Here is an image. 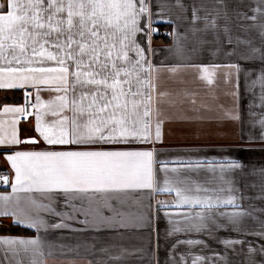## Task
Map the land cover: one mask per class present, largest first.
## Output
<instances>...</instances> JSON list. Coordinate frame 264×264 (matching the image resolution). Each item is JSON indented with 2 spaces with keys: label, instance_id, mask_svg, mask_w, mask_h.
<instances>
[{
  "label": "snow or ice",
  "instance_id": "obj_1",
  "mask_svg": "<svg viewBox=\"0 0 264 264\" xmlns=\"http://www.w3.org/2000/svg\"><path fill=\"white\" fill-rule=\"evenodd\" d=\"M255 3L248 11L237 10L233 15L229 14L225 0H191L188 4L175 0V7L183 14L193 35L211 33L222 46H238L246 41L233 33V26L245 33L256 29L264 37V0ZM155 6L161 10L165 7L159 0ZM159 14L154 13L152 0H0V89L35 90L32 105L35 111L31 115L35 117L34 130L38 133V138L22 140L18 124L20 118L30 115L27 106H6L2 114L11 113L14 118L0 120V145H38L42 140L48 146L39 151L4 149L14 177L11 181L0 177V184L11 187V193L0 194V217L11 218L14 226L34 229L35 235L0 236V251H3L0 264L8 262L9 253L30 254L31 264H45L40 259L44 257L45 247L41 232L87 231L90 225L98 230L121 216L111 202L115 197L101 201L89 193L145 189L156 194L175 192L174 205L158 201V207L187 206L191 211L183 213L182 220L169 219L168 236L181 232L206 233L223 244L225 250H235V245L248 243L249 252L256 249L246 240L247 236L264 241V220L260 221L259 230H250L243 222L250 212L219 210L222 204L241 208L233 194L239 190L234 186L232 174L242 167L237 161L227 158L174 161L180 167L169 169V161L157 159L155 144L161 140L164 123L161 98L171 95L159 86L163 61L154 64L149 56V53L155 55L151 38L156 31L154 16ZM168 51L181 57L184 54L179 43ZM261 59L264 60V54ZM184 66L197 68L199 78L208 84L214 82L210 68L221 67ZM177 67L168 71L175 72ZM223 67L239 71L235 64ZM258 82L264 107V69ZM42 91L55 95L44 101ZM30 95L25 93L26 101ZM66 112H71V116ZM47 116L53 119L47 121ZM260 124L264 128V119ZM261 135L264 137V132ZM201 169L210 171L223 185L211 191L227 193L226 197L200 195L210 191L193 179ZM161 172L163 187L158 178ZM20 192L40 193L42 199L32 197L22 204L17 195ZM73 223L83 227H73ZM118 223L125 226L122 216ZM221 229L244 238H220L215 233ZM180 245L207 246L204 240L177 237L165 264H189L191 253H180L178 258L175 255ZM48 247L51 249L52 245ZM259 250L264 253V243ZM191 264H205V260L195 256Z\"/></svg>",
  "mask_w": 264,
  "mask_h": 264
},
{
  "label": "crops",
  "instance_id": "obj_2",
  "mask_svg": "<svg viewBox=\"0 0 264 264\" xmlns=\"http://www.w3.org/2000/svg\"><path fill=\"white\" fill-rule=\"evenodd\" d=\"M183 2L188 4L191 0ZM159 3L165 6L163 10L155 6L156 0H152L154 13L160 14L154 16L153 27L156 31L151 38V47L155 49V55L149 53V56L154 64L159 65L163 61L159 86L162 91L171 95L161 98L160 107L164 123L161 140L155 144L157 159L169 161V169L180 167L178 163H172L174 161H220L225 158L237 161L242 167L232 174L234 186L239 190L233 194L237 196L236 203L241 208L234 209L232 206L222 204L219 210L250 212V216L243 217L244 225L250 230H259L260 221L264 220V137L261 135L264 128L260 124L264 119V107L261 106L258 77L264 69V60L261 59V55L264 54V37L256 29L245 33L238 32L233 26V33L246 42L238 46L235 44L222 46L214 41L211 33L193 35L189 31L187 21L183 19V14L175 7V0H159ZM225 3L230 15H233L234 11L244 12L248 11L250 6H256L255 0H225ZM188 15L190 16V12ZM220 23L223 25L224 21L221 20ZM175 43L183 47L182 57L168 51ZM254 49L260 51H253ZM229 52L232 54L229 55ZM188 64L221 67L210 68V71L214 72V82L208 84L199 78L197 68L184 66ZM227 64L238 65L239 71L236 68L223 67ZM174 66H178L175 72L168 71ZM24 89L31 88L0 89V114L6 106H21ZM32 90L34 98L35 90ZM185 92L188 95H184ZM40 95L42 100L47 101L55 94L42 91ZM65 114L71 116V112ZM13 118L11 113L0 115V120L3 121H11ZM52 119L51 116L45 117L47 121ZM34 126V115L29 118V122L19 123L20 138L22 140L38 138ZM7 147L39 151L48 146L43 144L42 140L38 145H0V172L4 171L11 181L14 172L5 158L4 149ZM158 178L160 186L163 187L162 172L158 173ZM193 179L210 189L208 193L201 192L202 197L215 194L227 196V193L211 191L218 190L223 185L207 169H201L198 174L193 175ZM6 193H11L10 185L0 188V194ZM17 195L22 204L27 203L32 197L42 199V195L35 192H20ZM88 195L101 201L115 197L111 202L123 217L125 226L118 223L121 216H117L115 221L101 225L98 230L90 225L87 231L62 229L41 232L45 247L44 257L40 259L45 264H165L172 251L171 244L177 237L182 240H204L207 244L178 247L175 254L177 258L180 253H191L189 264L195 256L203 257L205 264H250V261L254 264H264V253L259 250L260 244L264 241L259 237L251 235L246 237V240L251 242V247L256 249L249 252L248 243L235 245V250L232 248L225 250L223 244L209 238L206 233L181 232L175 236H168L167 231L171 228L169 219L182 220V214L191 211L187 206L158 207V201L174 205L175 192L156 194L145 189ZM84 203L86 204L87 200ZM177 213L181 215L178 217ZM105 215L112 213L105 212ZM139 217L143 219H134ZM219 219L223 222V218ZM73 227L83 226L73 223ZM34 235V229L14 226L11 218L0 217V236L30 238ZM215 235L220 238H244L238 233L225 232L223 229L217 231ZM48 244L52 245L51 249ZM111 257L119 259L114 260ZM0 260H3V251H0ZM31 260L30 254L21 253L13 256L9 253L6 264L9 262L31 264Z\"/></svg>",
  "mask_w": 264,
  "mask_h": 264
},
{
  "label": "built area",
  "instance_id": "obj_3",
  "mask_svg": "<svg viewBox=\"0 0 264 264\" xmlns=\"http://www.w3.org/2000/svg\"><path fill=\"white\" fill-rule=\"evenodd\" d=\"M26 92L31 93V95L28 97L27 101L25 100V93ZM32 105H33V90L32 89H24L22 91L21 106H27V109H28V112L30 113V115H28L27 117H24V118H20L19 123L25 124V123L29 122V118L32 116L31 113L34 112V108L32 107ZM0 177H7V175L3 171V172H0ZM6 187H7V185L0 184V188H6Z\"/></svg>",
  "mask_w": 264,
  "mask_h": 264
},
{
  "label": "water",
  "instance_id": "obj_4",
  "mask_svg": "<svg viewBox=\"0 0 264 264\" xmlns=\"http://www.w3.org/2000/svg\"><path fill=\"white\" fill-rule=\"evenodd\" d=\"M28 139H34V138H27V139H24V140H28Z\"/></svg>",
  "mask_w": 264,
  "mask_h": 264
}]
</instances>
